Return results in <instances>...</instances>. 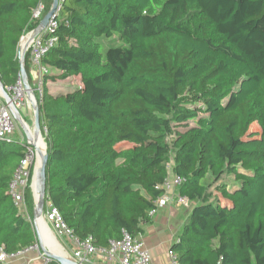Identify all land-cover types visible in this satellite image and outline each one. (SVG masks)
<instances>
[{"label":"trees","instance_id":"1","mask_svg":"<svg viewBox=\"0 0 264 264\" xmlns=\"http://www.w3.org/2000/svg\"><path fill=\"white\" fill-rule=\"evenodd\" d=\"M40 3L47 14L53 0H0L5 88L21 75V40L38 28ZM57 21L39 102L46 204L79 240L108 248L123 231L142 237L161 186L180 176L177 195L194 205L170 248L177 264H264V0H65ZM25 69L33 85L28 52ZM75 77L76 89L50 88ZM27 150L0 142L8 254L38 241L8 193Z\"/></svg>","mask_w":264,"mask_h":264},{"label":"built area","instance_id":"2","mask_svg":"<svg viewBox=\"0 0 264 264\" xmlns=\"http://www.w3.org/2000/svg\"><path fill=\"white\" fill-rule=\"evenodd\" d=\"M64 3L65 0H59L58 2L56 11L57 18ZM45 12V5L40 3L33 10V23L40 24L41 20L46 15ZM57 18L50 20L47 27L32 39L27 49L30 56L31 72L34 74L33 85H31V87L36 97L40 95L39 102L42 101L43 79L45 74L48 73V68L44 66L42 62L48 51L58 42V37L55 35L56 29L58 28ZM36 30H38V28L31 31L29 34H33ZM25 36L21 40L23 45L26 41ZM6 90L11 96L14 107L19 110V112L27 107L32 109V104L24 89L21 75H19L16 85L14 87H7ZM17 127L18 124L13 114L0 94V142L13 141L15 139ZM44 131L46 132V129H44ZM21 137L23 138V134H21ZM21 142L23 143V140ZM37 161L38 157L36 152L32 147L28 146L26 155L16 169L8 190L14 207L18 209L23 218L29 221L32 226L33 220L30 218L25 201V191L32 179L31 175L32 172H34ZM185 181L186 180L180 176L172 175L168 177L161 186L163 194L155 201V209L150 212L152 217L159 209L165 208L172 203H176L179 206H189L190 202L187 198L177 195L178 188L182 186ZM44 220L49 226L55 240L66 253V257L77 264H98V262L101 261L110 262L112 264H151L152 256L142 237L135 239L130 234L123 231V236L120 240L111 241L108 248H100L93 244L92 237L83 241L79 240L67 226L58 209L51 203L46 204ZM41 240L43 242L42 236ZM169 254L173 264H177L176 254L172 251H170ZM30 255H34L33 261L29 262L30 264L35 261H37L38 264H50L52 262V260L42 252L38 240L31 247L16 254H8L0 250V263L10 264L20 257H28Z\"/></svg>","mask_w":264,"mask_h":264},{"label":"water","instance_id":"3","mask_svg":"<svg viewBox=\"0 0 264 264\" xmlns=\"http://www.w3.org/2000/svg\"><path fill=\"white\" fill-rule=\"evenodd\" d=\"M58 2L59 0H53L51 9L41 20L38 30H36V32H34L31 35L28 34L27 36H25L26 41L24 45L23 42H21L18 53V58L21 65L22 82L26 94L32 104V110L34 114L33 129H30L29 125L26 123L25 119L21 115V112H19V110H17L14 107L11 96L9 95V93L7 92L5 86L1 83V81H0V94L2 95L7 106L9 107V110L13 114L16 123L24 131L27 140V145L34 149L38 157V161L37 164L35 165V169L33 172L32 185H31L33 199H34V217L32 220H33L34 230L36 232L37 238L41 246V250L48 258H50L52 261H55L58 264H77L72 260H70L69 258H67L66 256H61L52 253L49 249L44 247L43 242L41 240V234L38 228V222L44 219V212L46 208V186H47L46 163L48 159L47 144L45 142V151H43L38 144L39 139L42 137L39 102L36 96L34 95L31 84L29 83L28 80V74L25 69V56L27 53L28 46L32 41V39L35 38L43 29L47 27L51 19L57 18L56 11L58 7Z\"/></svg>","mask_w":264,"mask_h":264},{"label":"crops","instance_id":"4","mask_svg":"<svg viewBox=\"0 0 264 264\" xmlns=\"http://www.w3.org/2000/svg\"><path fill=\"white\" fill-rule=\"evenodd\" d=\"M33 122L34 114L31 124L29 125L27 123L30 129H33ZM22 140L27 144L26 136H23V138H21V141ZM193 205V203H190L189 206H179L176 203H172L165 208L159 209L152 217L151 223L143 226L144 234L142 235V238L151 253V264H173L169 254L170 248L182 233ZM33 259L34 255H30L26 258V261L18 258L10 264H30L29 262L33 261ZM32 264H38V262L35 261ZM98 264L112 263L101 261L98 262Z\"/></svg>","mask_w":264,"mask_h":264},{"label":"rangeland","instance_id":"5","mask_svg":"<svg viewBox=\"0 0 264 264\" xmlns=\"http://www.w3.org/2000/svg\"><path fill=\"white\" fill-rule=\"evenodd\" d=\"M54 73H57L56 71H54ZM33 74V73H32ZM79 84H80V79H79V77H75V78H72V79H70L68 82H66V83H64V82H59L58 84H56V85H50V88L52 89V90H56V88H58L59 89V91H65L66 90V88H71V87H75L74 89H76L78 86H79ZM54 88V89H53ZM73 89V88H72ZM71 89V90H72ZM73 89V90H74ZM72 90V91H73ZM37 100H38V102L40 101V95H37ZM21 115L23 116V118H25V121H26V123H28L29 125L31 124V122H32V117H33V111H32V109H29V107H27V108H23L22 110H21ZM253 132H260V127L257 125V124H254L252 127H251V129H250V133H253ZM21 134H23V136H25V133H24V131L21 129V127L18 125V127H17V129H16V131H15V139L16 140H18V141H21ZM42 138H44V141H43V139H42V141H43V144L45 145V134L43 133V135H42ZM27 142V141H26ZM129 147V145H120L118 148L119 149H124V148H128ZM170 159H171V164H170V166L172 167V163H173V160H174V153H171L170 154ZM221 181H223V182H226V183H232V179H230L229 177H226V176H223L222 177V179H221ZM213 190V189H212ZM33 217H34V214H33ZM30 218H31V215H30ZM31 220H32V218H31ZM43 244H44V241H43ZM44 247H46L45 245H44ZM22 260H24V261H26V258L27 257H20Z\"/></svg>","mask_w":264,"mask_h":264},{"label":"bare ground","instance_id":"6","mask_svg":"<svg viewBox=\"0 0 264 264\" xmlns=\"http://www.w3.org/2000/svg\"><path fill=\"white\" fill-rule=\"evenodd\" d=\"M42 137L39 139V146L40 148L45 151V145L43 144ZM39 163V162H38ZM38 228L40 231V234L42 236V239L44 241V245L46 248L50 249L52 253L61 255V256H66V253L64 252L63 248L58 244V242L55 240L52 232L49 229V226L45 222V220H40L38 222Z\"/></svg>","mask_w":264,"mask_h":264}]
</instances>
